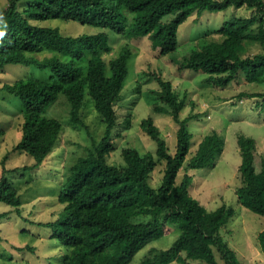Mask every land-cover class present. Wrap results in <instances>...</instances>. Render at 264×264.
I'll list each match as a JSON object with an SVG mask.
<instances>
[{
	"label": "trees",
	"instance_id": "trees-1",
	"mask_svg": "<svg viewBox=\"0 0 264 264\" xmlns=\"http://www.w3.org/2000/svg\"><path fill=\"white\" fill-rule=\"evenodd\" d=\"M17 2L8 0L9 6L0 11V21L8 25L0 36V72L11 64L34 66L50 70L51 78H25L0 89L20 98L24 108L19 115L23 138L12 153L35 158L36 165L24 167L25 171L45 163L62 141V123L47 116V110L62 95L70 105L74 127L85 126L82 113L86 96L105 125L103 138L97 140L90 134L93 146L86 147L84 156L63 178L59 200L66 208L61 217L55 223L41 224L53 228L54 237L66 248L61 264H130L140 251L170 233V225L177 226L179 233L172 247L151 250L140 264H220L216 252L224 264H242L222 236L234 209L222 206L209 211L189 193L193 183L189 172L214 166L226 147L223 137L216 131L206 135L187 161L193 140L188 122L197 115L183 119L186 100L180 98L171 81L155 74L158 88L150 92L156 96L153 110L173 118L178 127L177 150L171 152L161 129L149 117L142 121L141 129L158 144L156 156L126 147L121 151L125 165L112 163L110 158L116 151L112 136L119 125L116 106L129 73L130 47L107 61L113 53L109 34L66 36L58 28L36 22L59 19L112 31L130 40L147 37L153 51L172 58L169 61L181 71L203 72L208 75L207 83L226 87L241 73L249 83L264 80V0H29L23 13L17 11ZM230 8H246L252 14L235 18L221 28L222 40L210 38L211 32L184 56L177 54L179 29L192 14ZM252 45L262 51L251 54ZM137 91L140 94V88ZM252 94L264 111V91ZM4 135L0 130V143ZM237 142L242 157L239 200L249 211L264 216V158L261 170L256 167L259 144L242 134ZM164 162L162 183L155 188L154 172ZM182 170L185 175L177 184ZM8 172L3 168L0 203L12 206L21 216L22 198ZM258 239L264 254V229ZM25 249L35 252L34 247Z\"/></svg>",
	"mask_w": 264,
	"mask_h": 264
},
{
	"label": "rangeland",
	"instance_id": "rangeland-1",
	"mask_svg": "<svg viewBox=\"0 0 264 264\" xmlns=\"http://www.w3.org/2000/svg\"><path fill=\"white\" fill-rule=\"evenodd\" d=\"M8 6V0H0V11ZM28 6L29 0H18L17 11L23 13ZM251 14L252 11L246 8L192 14L179 29L177 54L184 56L192 45L211 32L210 38L222 40L223 36L219 33L221 28L235 18L249 17ZM169 20L170 18H166V21ZM36 24L58 28L64 35L73 37L101 32L109 34L113 53L106 57L107 61L117 57L124 47H130L132 56L128 62L129 73L122 97L116 106L119 125L112 136L116 151L112 153L110 160L116 165H125L121 151L126 147L156 156L158 144L141 129L142 121L149 117H153L161 129L171 152H176L178 127L171 116L154 113L156 96L150 94L151 90L158 88L155 74L172 82L180 98L186 100L182 118L197 115V118L188 122L193 140L187 161L192 158L202 138L214 131L223 137L226 144L222 156L214 166L189 172L193 176V183L189 187L190 195L209 211L222 206L234 209L235 214L223 228L222 236L236 251L242 264H264V254L258 239L259 233L264 229V216L243 207L237 194L241 187L239 167L242 163L238 136L242 134L257 140L258 171L261 170L264 158V111L258 108V98L252 97V93L264 91V80L249 83L245 79V73H241L232 84L216 87L206 82L207 74L194 70L181 71L178 65L169 61L172 58L157 55L147 37L130 40L112 31L59 19L38 21ZM7 29L8 25L0 21V36ZM250 49L251 54L262 51L258 45H252ZM43 56L39 55L41 58ZM25 78L50 81L51 71L34 66L7 65L0 72V89L5 84H14ZM85 101L82 113L85 126L74 127L70 123V105L63 95L56 105L47 110L48 117L58 119L63 125L62 141L59 146L54 147L43 165L25 171L24 167L36 165L35 158L21 152L12 153L23 138V121L19 116L24 112L23 103L20 98L0 91V130L5 131L0 143V178L3 168H6L9 171L7 176L13 180L22 198L21 216L12 206L0 203V215L6 214L0 218V264H61L60 258L66 253V248L54 237L53 228L41 224L55 223L64 212L66 205L59 200L63 178L68 177L71 166L77 163L78 158L84 156L86 147L93 146L90 134L97 140L104 136L105 125L94 104L89 96H86ZM9 153L5 165H2ZM165 168L164 162L155 170L153 187L161 185ZM184 175L185 170H182L177 184L182 182ZM169 228L170 233L140 251L130 264H140L142 258L153 249L160 251L172 247L179 233L177 226L170 225ZM28 246L34 247L35 252L25 249ZM216 256L220 264H224L218 252Z\"/></svg>",
	"mask_w": 264,
	"mask_h": 264
}]
</instances>
